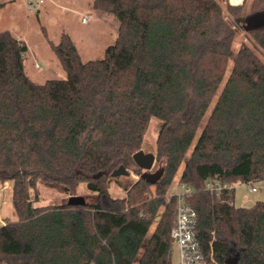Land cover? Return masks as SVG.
Segmentation results:
<instances>
[{"label":"trees","instance_id":"obj_1","mask_svg":"<svg viewBox=\"0 0 264 264\" xmlns=\"http://www.w3.org/2000/svg\"><path fill=\"white\" fill-rule=\"evenodd\" d=\"M223 1L94 0L120 23L115 43L84 62L63 34L52 48L68 78L44 85L25 73L26 43L0 32V181L13 182L18 216L0 227V264H172L176 203L166 195L178 177L195 189L189 203L210 264H264V203L236 207L234 189H206L213 179L264 187V59L255 51L264 52V26L236 50L247 0ZM259 13L264 0H253L249 16ZM153 118L163 123L155 184L140 177L110 206H35L40 183L108 196L115 170H140L133 156Z\"/></svg>","mask_w":264,"mask_h":264},{"label":"rangeland","instance_id":"obj_2","mask_svg":"<svg viewBox=\"0 0 264 264\" xmlns=\"http://www.w3.org/2000/svg\"><path fill=\"white\" fill-rule=\"evenodd\" d=\"M93 1L44 0L43 4L37 5V0H0L4 4L3 7H0V32L10 31L15 38L26 43L28 52L24 59V69L26 75L34 83L44 85L48 81L68 78L66 70L62 67L52 48V44H59L63 34L72 38L84 62L97 61L105 57L106 50L115 43L119 35L120 23L113 15L94 9ZM246 2L244 17L251 14L253 0ZM226 3L231 4V0L222 2L223 5ZM244 3L245 0L240 5ZM85 18H87V23L83 22ZM240 20L234 21L237 29L236 50L242 42L251 41L248 33L241 25L237 24V21ZM255 51L264 59L263 51L258 48H255ZM230 72L231 69L228 70V75ZM219 93L214 102L219 97ZM210 113L211 109L202 123V128ZM162 126L163 123L158 119L151 120L144 139L142 149L144 152L156 154V141ZM200 134L201 130L196 135L188 157ZM128 171L131 172L129 176L118 177L117 181L112 183L108 196L100 197L93 190L94 188L87 184L80 186L78 196L83 197L88 204H94L100 198L107 206H110V198L124 197L126 188L140 179V170L135 171V168L131 166ZM178 178L169 193L175 194L181 191L177 182ZM253 187L255 190L248 188L244 183L234 185L236 207L249 208L257 202L264 203L263 183L256 182ZM38 192L39 201L35 203L36 207L64 205L68 203L70 197L66 195L64 188L60 185L40 183ZM154 228L155 225H153L152 231ZM172 264H179V254L175 249L172 250Z\"/></svg>","mask_w":264,"mask_h":264},{"label":"built area","instance_id":"obj_3","mask_svg":"<svg viewBox=\"0 0 264 264\" xmlns=\"http://www.w3.org/2000/svg\"><path fill=\"white\" fill-rule=\"evenodd\" d=\"M43 2L44 0H37V5L43 4ZM83 22L87 23V18ZM142 173L144 170H141L140 177ZM244 184L255 190L253 183ZM234 185L223 183L220 179H213L206 182V189L219 195L224 190H233ZM178 186L181 191L175 194L168 192L166 200L168 202L173 200L176 203V219L171 231V239L173 249L177 250L179 254V264H210L209 257L197 236L198 214L189 203V198L195 189L185 183H178Z\"/></svg>","mask_w":264,"mask_h":264},{"label":"water","instance_id":"obj_4","mask_svg":"<svg viewBox=\"0 0 264 264\" xmlns=\"http://www.w3.org/2000/svg\"><path fill=\"white\" fill-rule=\"evenodd\" d=\"M238 25H241L242 28L249 32L251 30L260 28L264 26V13L255 14L253 16H249L243 20L237 21ZM133 161L136 166L144 170L142 173L141 178L148 181L151 184H155V182L161 177L162 170L158 171L157 173L152 174L151 171L153 170L156 162V155L154 153H146L144 150H140L133 156ZM130 171L126 169L124 166H121L117 170L112 173L113 178L129 176ZM69 206L77 207V206H84L87 204L85 199L81 196H71L68 199ZM237 259H231L226 262V264H237Z\"/></svg>","mask_w":264,"mask_h":264},{"label":"crops","instance_id":"obj_5","mask_svg":"<svg viewBox=\"0 0 264 264\" xmlns=\"http://www.w3.org/2000/svg\"><path fill=\"white\" fill-rule=\"evenodd\" d=\"M13 187L14 184L11 181L5 183L0 181V227L9 222L16 223L18 221L13 203Z\"/></svg>","mask_w":264,"mask_h":264},{"label":"bare ground","instance_id":"obj_6","mask_svg":"<svg viewBox=\"0 0 264 264\" xmlns=\"http://www.w3.org/2000/svg\"><path fill=\"white\" fill-rule=\"evenodd\" d=\"M243 1H244V0H231V3H232L233 5H240V4L243 3Z\"/></svg>","mask_w":264,"mask_h":264}]
</instances>
